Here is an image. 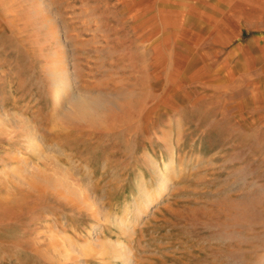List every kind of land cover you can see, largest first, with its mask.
<instances>
[{"label": "rangeland", "instance_id": "obj_1", "mask_svg": "<svg viewBox=\"0 0 264 264\" xmlns=\"http://www.w3.org/2000/svg\"><path fill=\"white\" fill-rule=\"evenodd\" d=\"M172 6L0 0V264H264V60Z\"/></svg>", "mask_w": 264, "mask_h": 264}, {"label": "crops", "instance_id": "obj_2", "mask_svg": "<svg viewBox=\"0 0 264 264\" xmlns=\"http://www.w3.org/2000/svg\"><path fill=\"white\" fill-rule=\"evenodd\" d=\"M169 2L182 20L177 34L196 40L199 50L217 51V57L226 52L233 58L264 60V0Z\"/></svg>", "mask_w": 264, "mask_h": 264}, {"label": "bare ground", "instance_id": "obj_3", "mask_svg": "<svg viewBox=\"0 0 264 264\" xmlns=\"http://www.w3.org/2000/svg\"><path fill=\"white\" fill-rule=\"evenodd\" d=\"M42 2V1H41ZM55 80V79H54ZM61 96L60 95H55V98H54V104H53V106H52V108H54V106L56 105V103H58V100H59V98H60ZM74 101H76V102H78L79 104H83V106H85L86 105V107L89 105L86 101L84 102V101H82V100H79V99H76L75 98V100ZM85 107V108H86ZM94 112V111H93ZM92 114V113H91ZM87 115V114H86ZM169 162V161H168ZM154 165V164H153ZM156 165V164H155ZM173 166V165H172ZM175 166V165H174ZM156 167V166H155ZM154 168V167H153ZM168 168V167H167ZM175 168V167H174ZM155 169V168H154ZM158 169V168H157ZM167 170V169H166ZM158 174V172L157 171H155V175H157ZM154 175V174H153ZM156 177V176H155ZM160 180V179H159ZM166 185H167V181L165 180V178H162L161 180H160V188H162V189H165V187H166ZM160 195V194H159ZM144 197V196H143ZM146 198V200L149 202L148 204H147V208H150V205H152V202H153V200H152V198H151V196H146L145 197ZM80 200H81V198H80ZM90 200V199H89ZM86 202H88V201H86L85 200V203ZM90 202V201H89ZM79 204H81V203H79ZM88 205V204H87ZM152 208V207H151ZM93 219V218H92ZM122 225V224H121ZM125 228V227H124ZM123 230V229H122ZM127 232V231H126ZM125 232V233H126ZM117 247H119V249H123V251H124V258L127 260V262H131V256H130V254H129V251L125 248V246H124V244L123 243H120V242H118L117 243ZM122 252V251H121ZM73 256V255H72ZM81 256V255H80ZM88 256V255H87ZM120 257V256H119ZM79 258V257H78ZM50 260V259H49ZM83 263V262H82Z\"/></svg>", "mask_w": 264, "mask_h": 264}]
</instances>
